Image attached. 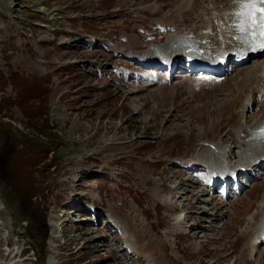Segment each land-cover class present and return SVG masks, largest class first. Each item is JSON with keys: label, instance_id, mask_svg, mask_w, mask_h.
I'll return each mask as SVG.
<instances>
[{"label": "rangeland", "instance_id": "374dc122", "mask_svg": "<svg viewBox=\"0 0 264 264\" xmlns=\"http://www.w3.org/2000/svg\"><path fill=\"white\" fill-rule=\"evenodd\" d=\"M175 2L0 0V175L30 220L25 227L17 220L23 240L0 202V264L13 262L17 244L30 258L14 264H264V243L253 259L245 246L264 195V166L248 172V186L234 196L221 185L208 188L209 170L192 160L199 140L221 142L237 160L250 131L237 134L220 104L234 99L233 86L251 63L229 67L215 86L192 89L189 80L198 76L184 72L185 62L162 83L160 71L153 75L120 53L131 42L138 57L162 45L176 28L157 19ZM211 13L185 14V27L196 28L191 38L206 34ZM253 101L242 119L249 126L260 118ZM97 195L98 214L90 215L84 209ZM74 201L73 212L86 215L80 225L60 220ZM110 206L126 231L108 223ZM62 228L65 244L53 246ZM125 232L135 249L126 247Z\"/></svg>", "mask_w": 264, "mask_h": 264}, {"label": "bare ground", "instance_id": "6f19581e", "mask_svg": "<svg viewBox=\"0 0 264 264\" xmlns=\"http://www.w3.org/2000/svg\"><path fill=\"white\" fill-rule=\"evenodd\" d=\"M198 8L201 9L202 15H207L206 13L209 10L212 12L211 15H214L212 17L210 16L211 18L209 17L202 25L206 34L198 39H194L191 38V34L196 28H186L183 21L186 18V13L196 11ZM149 10L156 13L161 9L152 6L149 7ZM252 11L253 9L245 7L241 3V0H176L174 7L168 12H163L161 18L157 19V22L163 27L176 28L175 32L166 34L165 42L162 45L159 47L151 46L147 51L141 53L139 57L131 49L134 42H131V45L126 47V49L120 50V53H123L126 58L131 60L138 59L142 63H145L142 66L148 68V70H153V75L156 71H160V73L167 72L165 65L169 63L174 64V67H176L182 61L188 63V59L194 62L215 61L216 63L217 61L223 64L224 62L232 63L233 59L237 60L243 56H247L248 60L246 64L235 66L238 69L251 63L233 86L232 92L235 94L234 99L226 98L220 104L221 112L229 111L230 116L234 118L235 123H233V127L237 134H242V130L244 129L250 131L249 137L244 140V148L238 151V157L235 161L229 160L230 150L228 151L219 141H211L208 142L209 144H205L202 143V140H199V143L193 150L192 160L198 162V164L201 163L209 169V176L206 177V181L211 185L214 183L219 184L220 178L223 176H230L231 178L235 175L239 176L242 174L239 172L242 168L247 173L253 171L254 168L259 167L264 161V59L259 60L264 58V53L260 54L262 49L259 47L264 37H261L259 34V26L252 23V17L250 16ZM260 15L259 12L255 13L256 18ZM213 33H215L214 37L211 36ZM203 41H207L208 43L203 44ZM254 52H258V54L252 56L251 53ZM226 55H229V57L226 58ZM138 63L140 64V62ZM189 71L191 74L201 75L199 78L189 80V85L192 89L197 88L201 82H204L208 86H213L222 81L221 76L223 72L220 71L215 73L208 72L206 68L200 65H195L193 68L190 67L184 72ZM173 77L172 74L171 79ZM157 80L163 83L165 78H158ZM250 87L251 89H257L256 96L252 93L246 96L244 95L245 91H249ZM241 97H244V104L235 113L236 102ZM254 98H258L260 118H257L254 124L249 126L244 124L242 119H244L245 115L251 113L249 109H252L255 105ZM199 136H201V133H199ZM192 160L191 162H193ZM191 162L189 161L187 164L189 166H195L191 165ZM234 194H239V190ZM155 196L156 193H154ZM95 198L97 200L100 199L99 195ZM100 200L96 202L100 203ZM159 201L167 203V200L164 198H160ZM72 204H75V201ZM89 206L96 212L98 211L97 208L91 207V204ZM109 208V211L106 212L108 223L126 231V225L120 221L118 213L112 206ZM73 209L74 207L68 210L67 214H71ZM255 216L257 219L254 218ZM178 221H180L179 217ZM246 234L248 237L245 246L246 249H249V258L253 259L256 254L255 252H257L256 247L261 245L262 240H264V195L258 202L256 213L249 218ZM135 244V239L128 233L126 247L128 249H135ZM142 252L141 254L147 255L146 252ZM148 257H150L149 254Z\"/></svg>", "mask_w": 264, "mask_h": 264}, {"label": "water", "instance_id": "95a60500", "mask_svg": "<svg viewBox=\"0 0 264 264\" xmlns=\"http://www.w3.org/2000/svg\"><path fill=\"white\" fill-rule=\"evenodd\" d=\"M6 194H12L13 198H14V204L13 207H9L6 203L5 200V195ZM0 198L2 200L3 205L5 206V208L8 210L10 217H11V223H12V231L15 235H17V219L16 216L18 218V220L20 221V223L23 224V226L21 227H25V223H30L29 218L24 217L21 212H20V203L19 200L17 198V195L15 194L14 190L8 185L6 184L1 178H0ZM16 214V215H15ZM23 240H26L25 236H20ZM32 250H34L33 246H30ZM38 264H41L38 260L37 262Z\"/></svg>", "mask_w": 264, "mask_h": 264}, {"label": "snow or ice", "instance_id": "6c2138e0", "mask_svg": "<svg viewBox=\"0 0 264 264\" xmlns=\"http://www.w3.org/2000/svg\"><path fill=\"white\" fill-rule=\"evenodd\" d=\"M241 3H243L245 7L253 9V11L250 13V16L252 17V23L259 26V34L261 37H264V7H257V5H264V0H241ZM256 12L261 14L258 19L255 16ZM259 47L264 50V40L260 42Z\"/></svg>", "mask_w": 264, "mask_h": 264}, {"label": "trees", "instance_id": "16d2710c", "mask_svg": "<svg viewBox=\"0 0 264 264\" xmlns=\"http://www.w3.org/2000/svg\"><path fill=\"white\" fill-rule=\"evenodd\" d=\"M0 177H1L2 179H4L6 182H8V183L12 184V182H11V181H8V179H5L7 176L5 177L4 175H0Z\"/></svg>", "mask_w": 264, "mask_h": 264}, {"label": "flooded vegetation", "instance_id": "af4514ba", "mask_svg": "<svg viewBox=\"0 0 264 264\" xmlns=\"http://www.w3.org/2000/svg\"><path fill=\"white\" fill-rule=\"evenodd\" d=\"M9 196H7V199H8Z\"/></svg>", "mask_w": 264, "mask_h": 264}]
</instances>
